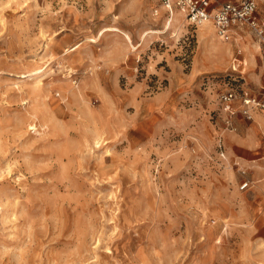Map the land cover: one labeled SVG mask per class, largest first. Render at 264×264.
Segmentation results:
<instances>
[{
  "label": "rangeland",
  "instance_id": "obj_1",
  "mask_svg": "<svg viewBox=\"0 0 264 264\" xmlns=\"http://www.w3.org/2000/svg\"><path fill=\"white\" fill-rule=\"evenodd\" d=\"M209 24L0 0V264H264V111L220 98L264 62Z\"/></svg>",
  "mask_w": 264,
  "mask_h": 264
},
{
  "label": "built area",
  "instance_id": "obj_2",
  "mask_svg": "<svg viewBox=\"0 0 264 264\" xmlns=\"http://www.w3.org/2000/svg\"><path fill=\"white\" fill-rule=\"evenodd\" d=\"M260 0H163L166 7L176 6L183 10L192 25L202 24L211 19L217 35L224 41H234L237 32L246 29L252 40L258 46L264 62V14L259 10ZM264 1V0H262ZM242 48L237 47L233 57V69L238 71L243 64ZM243 77L242 74H240ZM222 101H233L241 98L244 104V113L250 116L252 109L264 111V91L254 94L242 89L238 92L234 86L222 93ZM245 182L242 188H247Z\"/></svg>",
  "mask_w": 264,
  "mask_h": 264
},
{
  "label": "crops",
  "instance_id": "obj_3",
  "mask_svg": "<svg viewBox=\"0 0 264 264\" xmlns=\"http://www.w3.org/2000/svg\"><path fill=\"white\" fill-rule=\"evenodd\" d=\"M259 10H260V12L261 13H263L264 14V1H262V0H260L259 1ZM215 28V27H214ZM216 32V31H215ZM234 42H235V44H236V48L239 46V47H241V45L240 44H242L243 46L245 45V46H247L248 47V49H249V54L248 55H250L249 56V58H252L253 57V55H252V52H250V50H252V46L254 45V41L252 40V38H251V35L249 34V32L244 28V29H241V30H239L238 32H237V34H236V36H235V38H234ZM245 46H244V48H245ZM256 47L258 48V46L256 45ZM243 48V49H244ZM245 51V50H244ZM236 53V52H235ZM235 53L233 54V57H234V55H235ZM241 58L243 59V64L242 65H244L245 66V57H244V55L242 54L241 55ZM262 59V58H261ZM234 64V63H233ZM242 65H241V67H242ZM240 67V68H241ZM254 129V128H253ZM252 129V130H253ZM254 131V130H253ZM242 145H244V146H246V144H242Z\"/></svg>",
  "mask_w": 264,
  "mask_h": 264
},
{
  "label": "bare ground",
  "instance_id": "obj_4",
  "mask_svg": "<svg viewBox=\"0 0 264 264\" xmlns=\"http://www.w3.org/2000/svg\"><path fill=\"white\" fill-rule=\"evenodd\" d=\"M180 15H184V14L181 12ZM210 22H212V20L208 19V20L204 21L203 23H204V27H205L204 30L211 35L213 33V29H212V26L209 24Z\"/></svg>",
  "mask_w": 264,
  "mask_h": 264
}]
</instances>
